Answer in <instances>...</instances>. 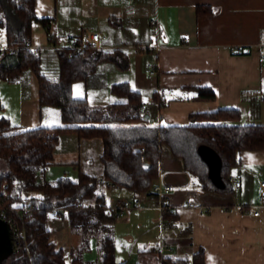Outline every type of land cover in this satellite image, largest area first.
<instances>
[{
    "label": "crops",
    "instance_id": "crops-1",
    "mask_svg": "<svg viewBox=\"0 0 264 264\" xmlns=\"http://www.w3.org/2000/svg\"><path fill=\"white\" fill-rule=\"evenodd\" d=\"M198 5H209L213 11L198 15ZM36 12L39 17L52 19L48 29L33 24L30 42L36 51L55 49L59 56V50L70 42H82L84 30L89 28L107 35L99 48L119 50L125 56L126 67L104 60L91 74L97 76L95 87L103 89V98L94 105L127 101V97L113 93L111 85L128 81L141 92L140 111L150 124H186L193 113L224 108L240 112L239 119L231 123L264 124V0H36ZM3 35L6 37V30L0 27V38ZM150 63L157 66L154 75L149 74ZM89 78L73 84L74 97H88ZM24 80L28 87L19 85L18 94L19 86L13 87L18 82L3 81L10 84L5 86L15 105L6 104L0 93L5 105L0 116L22 127L64 125L59 107L41 106L35 72L26 73ZM199 87L213 89L215 98L198 97ZM160 89H165L161 97ZM62 136L59 144L76 138L79 152L60 158L58 144L50 167L63 163L77 176L82 168L80 142L94 138H82L74 132ZM237 172L241 173V185H233L232 194L203 190L186 171L183 159L163 144L155 184L172 185L173 190L162 198L172 206L176 218H161L160 198L153 190L151 194L128 190L130 199L142 201L140 207H131L118 216L126 223L123 236L130 255H136L142 264L140 260L154 253L156 264H162L164 256L191 257L203 248L206 264H264V208L258 215L254 213L264 180V150L241 151L231 171L232 184ZM134 214L141 230L132 231ZM160 244L164 250H154ZM130 255L119 263L130 264Z\"/></svg>",
    "mask_w": 264,
    "mask_h": 264
},
{
    "label": "trees",
    "instance_id": "trees-1",
    "mask_svg": "<svg viewBox=\"0 0 264 264\" xmlns=\"http://www.w3.org/2000/svg\"><path fill=\"white\" fill-rule=\"evenodd\" d=\"M196 11L198 15L210 14L213 9L198 5ZM51 22L50 17L37 15L36 0H0V27L6 30L7 41L6 51L0 56V80L16 82L25 69H32L38 79L41 106L59 107L64 121L61 126L22 127L0 116V190L2 196L7 195L4 204L34 206L31 213L20 217L25 239L0 264H124L116 260L118 209L107 204L106 187L151 194L166 144L175 156L183 159L186 171L195 177L201 189L232 194L230 175L240 152L264 150V124L231 123L239 119L240 112L230 108L193 113L186 124H150L140 111L141 92L128 81L111 85L113 93L127 97L125 102L94 105L86 97H74L73 84L86 79L101 61L113 60L122 68L127 61L119 50L108 51L94 45L81 50L66 47L59 50V78L47 77L40 69V52L30 48L28 41L34 23L48 29ZM13 46L19 50L10 52L8 48ZM197 96L213 99L215 92L199 87ZM67 132L102 140L100 175L79 169L76 177L45 176L53 164L60 138ZM200 145H208L219 154L223 187L211 180L209 167L198 150ZM55 208L60 215L61 210L66 212L70 227L80 236L78 244L69 250V260L65 249L51 239L48 217ZM165 217L175 219L176 214L169 212ZM92 238H96L100 254L97 261L84 257ZM161 260L162 264H206L203 248L191 257L164 256Z\"/></svg>",
    "mask_w": 264,
    "mask_h": 264
},
{
    "label": "rangeland",
    "instance_id": "rangeland-1",
    "mask_svg": "<svg viewBox=\"0 0 264 264\" xmlns=\"http://www.w3.org/2000/svg\"><path fill=\"white\" fill-rule=\"evenodd\" d=\"M7 43L6 41V37L5 35H3V37L0 38V47L5 46ZM55 53V54H54ZM40 69L41 72L46 75L47 77L51 78V79H57L60 76V63H59V56L57 51L54 50H47V52H45L44 50H41L40 52ZM30 71H33L32 69H25L23 71V74L20 77V80L16 81L18 82L17 84H13V87H17V86H25L26 88L28 87V81L24 80V76L26 73H30ZM95 72V71H94ZM93 72V73H94ZM92 74V73H91ZM91 74L88 76L90 77L89 81L86 83V86L88 87V91H87V96L86 97L89 101V103H93V102H97L99 100H101L103 98V89L97 88L95 87L96 85V74L95 76H91ZM87 77V78H88ZM5 80H0V93L2 95H4V99L7 100L6 104H12L11 103V97L9 99V93H7V86L5 85H10L7 84V82H3ZM80 81V80H78ZM82 81L85 82V80L83 79ZM85 84V83H84ZM20 86L18 87L19 90H17L15 93L18 94L20 91ZM1 97V96H0ZM14 98V97H13ZM2 99V98H1ZM3 102V100H2ZM9 102V103H7ZM15 100L13 99V104H14ZM12 104V106H13ZM15 105V104H14ZM3 106L4 102H3ZM66 135V134H65ZM64 136H61V139H63ZM81 144V150H82V160H81V164H82V170L86 171V172H90L96 175H100L102 173V164L100 161V155L102 153L103 150V142L100 138H94L92 141H87V142H80ZM59 146L61 147L57 153H58V157L63 158V155H67L70 152L75 151L79 152V145H78V140L75 138L73 141L68 139L67 141L63 140L61 141V143L59 144ZM57 158V157H56ZM90 159H92V161H90ZM59 160V159H58ZM50 167V166H49ZM65 173L69 176H76V172L74 171V169L72 167H70L69 165H60L58 163L54 164L53 166H51L50 168H48L45 172V176L50 178V179H56L60 176L65 175ZM123 189V190H121ZM128 189L127 188H120V187H116V188H112L106 187V202L108 203V205L110 204L111 206H115L117 200L119 199H129L130 198V194L127 192ZM60 213H62V215H55L52 211L49 214V226L52 230V236L55 239V241L57 242V244L59 246L64 247L65 251H66V258L69 260L70 259V255H69V250L70 247H72L73 245L78 244L79 240H80V236L79 234H77L76 232H74L72 230V228L70 227L69 224V219L67 217V214L65 211H60ZM161 216V213H160ZM135 217V223L134 226L132 228V231H138L141 230V227H138L136 225V221H138V219L136 218V214H134ZM124 218H117L116 222H115V228H116V260L117 262H123L126 261L128 256L130 255V249L127 246V238L123 236L124 234V229H125V225L126 223L123 220ZM59 221V222H58ZM59 224H58V223ZM124 228V229H123ZM127 230V229H125ZM132 256V258L129 259V263L130 264H138V259L137 256L135 255H130ZM84 257L86 259H90V260H99L100 259V254L97 248V242H96V238H92L91 240V244L90 247L88 249L85 250L84 252ZM155 254L153 253V255H151L150 257H145L143 258L141 261L142 264H156V258H155ZM124 260H123V259Z\"/></svg>",
    "mask_w": 264,
    "mask_h": 264
},
{
    "label": "built area",
    "instance_id": "built-area-1",
    "mask_svg": "<svg viewBox=\"0 0 264 264\" xmlns=\"http://www.w3.org/2000/svg\"><path fill=\"white\" fill-rule=\"evenodd\" d=\"M47 35L50 37L51 32L48 31ZM107 38L106 34L100 33L96 30L86 28L84 30V35H83V41L82 42H70L68 45L69 48L71 49H77L81 50L83 49L86 45H94L95 47L99 48L101 47V43L104 39ZM28 46L33 49L31 42L28 41ZM10 52H17L19 50L18 46H13L8 48ZM6 51V47H0V56ZM263 64H264V59H263ZM148 71L149 74L154 75L157 72V66L155 63H150L148 66ZM165 92V89H160L158 90V96L161 97ZM143 106V105H142ZM241 173L237 172L235 174V177H233V185L235 188L240 187L241 185ZM173 190L172 185L170 184H162V183H156L153 186V191L156 193L159 198V211L161 213V218L164 220L168 221H173V218H166L165 214L169 212H174L172 206L164 201L162 198L165 194L171 192ZM2 189L0 190V217L5 219L6 221L9 222V224L12 227L13 230V239H14V248L16 244H20L24 239H25V228L20 222V217L22 216L23 213H31L33 210L34 206L32 204H25L22 206H17V207H9L4 204V198L7 197V195L2 196ZM142 204L141 199L136 198V199H123L118 202L117 205L113 206V208L118 209V216H121L124 214V212L134 206L140 207ZM189 204V202H187ZM80 204L77 203V206ZM264 208V180L260 182V187H259V200L257 204V209L254 211L256 215L260 213V209ZM53 213L59 214V210L57 208L53 209ZM154 250L158 252H162L164 250V245L160 244L154 247Z\"/></svg>",
    "mask_w": 264,
    "mask_h": 264
},
{
    "label": "water",
    "instance_id": "water-1",
    "mask_svg": "<svg viewBox=\"0 0 264 264\" xmlns=\"http://www.w3.org/2000/svg\"><path fill=\"white\" fill-rule=\"evenodd\" d=\"M199 153L209 167V176L218 186L223 187L224 181L221 177V158L214 148L208 145H200ZM14 252L13 230L8 221L0 217V262L5 256Z\"/></svg>",
    "mask_w": 264,
    "mask_h": 264
}]
</instances>
